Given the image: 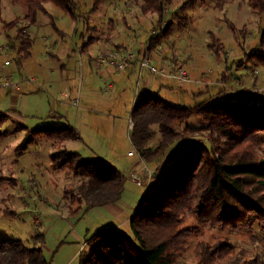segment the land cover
Returning a JSON list of instances; mask_svg holds the SVG:
<instances>
[{
	"label": "rangeland",
	"instance_id": "rangeland-1",
	"mask_svg": "<svg viewBox=\"0 0 264 264\" xmlns=\"http://www.w3.org/2000/svg\"><path fill=\"white\" fill-rule=\"evenodd\" d=\"M73 1L76 2L75 10L80 19L75 30L76 43L81 45L83 40L80 35L92 32L88 28L93 27L97 52L105 48L126 49L140 55L144 51L139 52L137 48L145 47L153 32L162 29L168 22L173 24L171 35L155 47V65L169 69L184 67L189 81L179 84L172 78L156 76V83H167V88L162 89L159 94L163 100L180 106H192L206 98H246L250 102H264V68L247 63L242 67L237 66L245 53L258 50L264 27V12H251L246 0H234L223 11L214 9L211 0H200L193 7L181 10L179 6L183 0H174L166 6L161 21H158L154 13H142L134 0H103L92 16L90 11L93 0ZM25 2L26 0H1L0 9V49L5 51L1 55V63L4 65L5 60L10 61L9 65H4L8 71L0 77L10 76L15 72L18 75L12 77L16 80H21L24 75L34 79L26 84L22 81L20 88L12 91L14 99L7 98L1 104V109L5 112H1L4 123L0 127V168L10 179L0 190V197L5 198L0 203V238L21 240L27 247H35L31 236L41 233L44 236L43 252L50 264H77L79 258L90 251V245L85 243V239L101 228L111 227L118 215L104 206L85 209L78 198H71L72 194L76 196L77 187L85 178L75 177L72 172L68 174V169L52 170L51 142L44 136H36L25 148L18 149L32 130L72 125L80 116V109L73 102L79 82L78 64L85 60V54L81 56L79 52L67 58L53 56L60 40L48 18L40 12L35 24L26 25L19 20L13 28L5 30L2 22L22 16ZM45 9L61 29H70V23L73 22L67 12L52 2H48ZM226 19L239 29L244 26L245 35L238 33L234 37L226 25ZM25 26L33 45L31 55L18 65L16 61L20 54L16 51L19 43L17 30L21 27V34L27 35ZM208 30L213 31L224 44V52L219 58L207 48ZM65 42L74 46L72 39H65ZM5 44L7 49L3 47ZM107 67L112 88L107 89L103 79L98 86L102 91L106 88L111 93L112 102L101 107L102 113L94 118L97 121L94 146L87 147L82 141L73 139L64 141L55 150L64 148L78 152L82 159L113 164L121 170L125 176L121 204H129L134 210L144 193L163 178L165 167L175 159L181 148L194 142L210 147V143L205 133L194 134L175 142L160 158L150 164L146 162L155 169L148 177L139 169L140 166H135L138 156L127 155L128 151L134 149L127 127L133 104L142 94L140 80L137 79V74L127 77L124 70L117 71L111 66ZM65 79L67 83L63 84L61 80ZM194 87L199 96L190 92ZM77 103L79 106V99ZM66 114L69 122L66 121ZM52 115L57 117L53 118ZM186 124L200 126L201 122L197 116H192L179 123L177 130L180 131ZM259 136L257 152L264 154V135ZM158 139L159 134L156 133L149 141L150 146H154ZM135 171H139L140 184L131 179V173ZM79 205L81 208L78 212H68V209L74 210ZM4 209L13 213L6 214ZM126 211L124 208L119 215L124 218ZM182 223L195 224L196 220L185 215ZM198 225L197 235L188 240L179 264H195L193 248L196 241L202 238L212 241L217 236H226L233 250L231 256L216 264H229L231 258L241 250H244L247 258L257 255L259 264H264V244L253 245L246 232L233 234L207 225ZM255 229L259 235L262 234L256 227ZM119 230L128 236L132 234L129 224H122Z\"/></svg>",
	"mask_w": 264,
	"mask_h": 264
},
{
	"label": "trees",
	"instance_id": "trees-1",
	"mask_svg": "<svg viewBox=\"0 0 264 264\" xmlns=\"http://www.w3.org/2000/svg\"><path fill=\"white\" fill-rule=\"evenodd\" d=\"M101 1L93 0L91 11ZM173 1L134 0L142 13H154L158 21L163 19L166 6ZM198 1L183 0L179 9L191 8ZM46 2H52L67 12L72 20L79 21L73 0H26L23 16L2 22L3 28L11 29L19 20L34 24L40 12L56 30L53 17L44 7ZM232 2L234 0H213L212 7L223 11ZM247 4L253 13L264 12V0H247ZM226 25L234 37L238 33L245 35L244 26L239 29L227 19ZM172 27L173 24L168 22L153 32L143 53L149 55L160 41L168 38ZM21 29L17 30L18 65L29 55L31 47L30 37L21 34ZM208 38V50L216 58L221 57L224 44L211 30H208ZM239 61L238 67L247 63L264 68V27L258 50L245 53ZM2 116L0 113V127L4 123ZM192 116H197L201 125L186 124L178 131L177 125ZM131 122L130 142L147 163L160 158L175 142L194 134L205 133L210 147L194 142L181 148L165 167L163 178L144 193L129 222L131 236L117 229H99L87 239L90 251L79 258L77 264H179L188 240L197 235L198 224L233 234L246 232L253 245L264 244V154L257 152L259 135H264V102H250L246 98H206L192 106H180L163 100L157 93H147L133 104ZM156 133L159 139L150 146L149 141ZM36 136H44L51 142L52 170L68 169V174L72 172L75 177L85 178L78 185L76 196L72 194V199L78 198L85 209L119 200L125 181L121 170L109 163L82 159L78 152L64 148L55 150L64 141L78 137L73 126L34 129L18 149L25 148ZM9 179L0 168V190ZM4 201L5 198L0 197V203ZM80 208L69 209V212H78ZM4 213L13 212L4 209ZM185 215L193 217L196 223L183 225ZM255 227L262 232L261 235ZM31 241L35 247H27L21 240L0 238V264H50L43 252V234L35 233ZM232 250L226 236H217L212 241L202 238L193 248L194 261L195 264H216L231 256ZM244 255V250H241L229 264H259L257 255L251 258Z\"/></svg>",
	"mask_w": 264,
	"mask_h": 264
},
{
	"label": "crops",
	"instance_id": "crops-1",
	"mask_svg": "<svg viewBox=\"0 0 264 264\" xmlns=\"http://www.w3.org/2000/svg\"><path fill=\"white\" fill-rule=\"evenodd\" d=\"M47 3L48 2L44 3V7ZM210 3H213V1L211 0ZM99 4L95 8V10L90 11V12H92L90 14L91 16H92V14L94 15V13L97 11ZM102 15H104V13H102ZM22 16H20V17H22ZM91 16H90L89 20H91ZM72 22H73V24L70 23V29L69 30L61 29L57 25V23L55 22L57 29L54 31L56 32V35H58L56 37L60 40V42L58 43V46H57L56 51L54 52L53 56L54 57L60 56L62 58H67V57H70V55L77 53V52H79V55H81V56L83 54H85L84 62H83V60H81L80 64H78L79 65V71H78L79 82L77 84L78 87L76 88V92H75L76 93L75 98L79 99V104H80L79 106L80 107L79 106H76V107L78 109H80V112H79L80 116L75 119L76 121L71 126H73L75 128V130L77 131L78 137L76 138V140L82 141L84 146H87V147L90 146L91 147V146H94V142H95L94 135L96 134V130H97V127H96L97 121H96V119L94 120V118L96 116L98 117L102 113V111H100L101 107L110 105V103L112 102L111 98H110L111 93L107 92L106 88L107 89L112 88L113 83L110 79H108L109 68L107 66H102L100 68H96V67H94V65L91 61L92 57L97 53L95 29L93 27H89L88 29L91 30L92 32L88 33L89 31H87V33H85V36L80 35L81 40H83L80 42L81 43V45H80V44H77L78 41H76V39L74 38L75 37V30H76L78 22H75L74 20H72ZM25 30H26L25 32L27 33L26 26H25ZM27 35L31 39V36L28 33H27ZM65 39L66 40L72 39V42H74V46L71 44H70L71 46L67 45V43L65 42ZM74 39H75V41H74ZM32 45H33V42L31 40V47L29 49L30 53L26 58H28L31 55ZM145 47H139V48H137V51L143 52ZM3 54H5V51L0 49V75L3 73L5 74V72L8 71L7 68H5L4 65L1 63V60H2L1 55H3ZM136 54L139 55L138 52H136ZM141 54H143V53H141ZM148 54H149L150 58L152 59L153 63H155V48ZM23 60H25V58L21 60L20 64L22 63ZM61 66L63 67L64 64ZM255 67H260V66L257 65ZM124 71H125L124 75L127 77H129L130 75L132 76L133 74H137V79L140 80V86H141V90H142L141 95L147 94V93H154V94L157 93L159 95V94H161L162 89L167 88L166 82L156 83L155 77L150 75L146 71H142L139 75V71H138V68L136 66V63L129 64ZM93 72H94V74H92ZM17 75H18V73L15 74V72H12V74L10 76L16 77ZM21 76L22 75H19V77H21ZM102 79L104 80V82H103L104 86H106V88L103 91L98 86ZM61 82L63 84H66L67 79H65V81L61 80ZM24 83L26 84L28 82H24ZM138 83H139V81H138ZM83 88H85V89H83ZM194 88L190 89V92L196 96H199L197 94L198 92H196L197 88H195V89ZM12 91H17V90L6 89V88L0 87V113L5 112L3 109H1V108H3V107H1V104L3 102H5V100L7 98L14 99L13 98L14 94H12L13 93ZM52 117L54 118L57 116L52 115ZM68 117L69 116L66 114V116H65L66 121L69 122ZM63 126H65V125H63ZM127 128L130 131V129H131L130 124H128ZM128 157H133V156H128ZM114 162H116V159ZM148 164H150V163H148ZM135 166L136 167L138 166V161L135 162ZM121 198H122V194H121L119 200H117L113 203H109L107 205H103L104 207H107L112 212H114V214L118 215V219L114 220V223L111 225V227H106V228L119 230V227L122 224H129L130 219L135 212L134 210H136V208L138 206L137 205L135 207V209L132 210V208L130 207L131 205L129 206V204L128 205L121 204ZM96 207H102V206H96ZM92 208H94V207H92ZM124 208L127 209V211H126V215H124V218H123L119 214H122L121 212H123ZM68 212H69V209H68ZM109 222H111V221H109ZM86 241H87V239H85V243H86Z\"/></svg>",
	"mask_w": 264,
	"mask_h": 264
},
{
	"label": "built area",
	"instance_id": "built-area-1",
	"mask_svg": "<svg viewBox=\"0 0 264 264\" xmlns=\"http://www.w3.org/2000/svg\"><path fill=\"white\" fill-rule=\"evenodd\" d=\"M4 49H7V45L5 44ZM94 67L100 68L102 66H111L117 71H122L127 68V66L131 63H136V66L139 71V75L142 71L148 72L150 75L154 77H164V78H172L179 84H183L189 81L187 70L184 67L178 66L175 69H169L163 66H158L153 63L152 59L147 54L137 55L136 53L126 50H113V49H102L97 52L91 59ZM10 61L5 60L4 65H9ZM33 82L34 79L28 75L22 76L21 80H16L12 78V76H3L0 77V87L12 90H18L20 88L21 82ZM78 99L75 98L73 104L78 106ZM130 127H132L131 119L129 121ZM128 156H138V166L140 170H143L148 177L152 175L154 172V168L147 165L144 162L135 149L129 151L127 153ZM139 170V171H140ZM139 171H135L131 173V179L135 181L137 184L141 183V178L138 174Z\"/></svg>",
	"mask_w": 264,
	"mask_h": 264
}]
</instances>
